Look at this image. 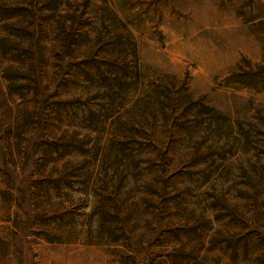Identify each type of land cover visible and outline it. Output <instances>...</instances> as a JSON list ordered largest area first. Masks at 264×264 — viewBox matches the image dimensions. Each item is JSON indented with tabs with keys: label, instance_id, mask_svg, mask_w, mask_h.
<instances>
[{
	"label": "rangeland",
	"instance_id": "rangeland-1",
	"mask_svg": "<svg viewBox=\"0 0 264 264\" xmlns=\"http://www.w3.org/2000/svg\"><path fill=\"white\" fill-rule=\"evenodd\" d=\"M0 264H264V0H0Z\"/></svg>",
	"mask_w": 264,
	"mask_h": 264
}]
</instances>
